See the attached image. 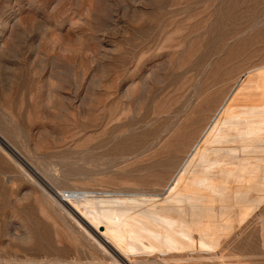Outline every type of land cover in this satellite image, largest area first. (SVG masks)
I'll return each instance as SVG.
<instances>
[{"label":"rangeland","instance_id":"rangeland-1","mask_svg":"<svg viewBox=\"0 0 264 264\" xmlns=\"http://www.w3.org/2000/svg\"><path fill=\"white\" fill-rule=\"evenodd\" d=\"M0 264H264V0H0Z\"/></svg>","mask_w":264,"mask_h":264},{"label":"bare ground","instance_id":"bare-ground-1","mask_svg":"<svg viewBox=\"0 0 264 264\" xmlns=\"http://www.w3.org/2000/svg\"><path fill=\"white\" fill-rule=\"evenodd\" d=\"M68 205V204H67ZM69 206V205H68ZM69 208L72 210V208L69 206ZM83 222H85L84 220H83Z\"/></svg>","mask_w":264,"mask_h":264}]
</instances>
